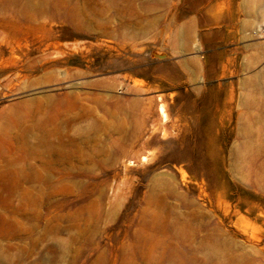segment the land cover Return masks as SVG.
<instances>
[{
  "label": "rangeland",
  "instance_id": "rangeland-1",
  "mask_svg": "<svg viewBox=\"0 0 264 264\" xmlns=\"http://www.w3.org/2000/svg\"><path fill=\"white\" fill-rule=\"evenodd\" d=\"M0 264H264V0H0Z\"/></svg>",
  "mask_w": 264,
  "mask_h": 264
}]
</instances>
